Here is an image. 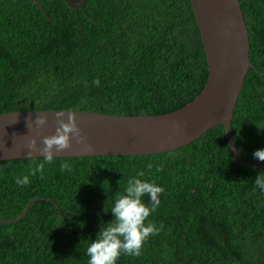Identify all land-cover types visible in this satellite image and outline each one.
I'll use <instances>...</instances> for the list:
<instances>
[{
	"label": "trees",
	"instance_id": "1",
	"mask_svg": "<svg viewBox=\"0 0 264 264\" xmlns=\"http://www.w3.org/2000/svg\"><path fill=\"white\" fill-rule=\"evenodd\" d=\"M36 1L0 0V113H162L190 100L207 71L190 0H84L78 8ZM238 1L250 65L230 132L240 157L259 161L253 153L264 148V0ZM42 162L0 161V220L44 198L19 220L0 222V264H88L101 221L114 219L117 195L141 171L138 178L164 188L145 221L161 230L140 256L121 254L117 264H264V190L254 184L264 167L234 160L221 123L162 152L54 157L43 178L16 184ZM64 162L70 171H61Z\"/></svg>",
	"mask_w": 264,
	"mask_h": 264
},
{
	"label": "water",
	"instance_id": "2",
	"mask_svg": "<svg viewBox=\"0 0 264 264\" xmlns=\"http://www.w3.org/2000/svg\"><path fill=\"white\" fill-rule=\"evenodd\" d=\"M37 4L36 0H33ZM78 8L84 0H64ZM203 44L207 71L192 98L183 105L162 113L118 114L76 109H35L0 113V161L43 158L35 152L29 158L27 141L36 137L38 146L44 136L56 130V112L76 111L80 128L91 150L76 144L55 157L111 156L129 157L162 152L186 144L207 128L221 123L234 160L244 166H262V161L240 157L230 132V120L236 98L250 65L248 31L238 0H190ZM41 8V7H40ZM37 115H46L47 123L35 125ZM31 117V129L27 120ZM31 199L19 216L0 222H15L27 211ZM51 201L49 199H45ZM56 207L57 205L51 201ZM59 212V211H58Z\"/></svg>",
	"mask_w": 264,
	"mask_h": 264
},
{
	"label": "clouds",
	"instance_id": "3",
	"mask_svg": "<svg viewBox=\"0 0 264 264\" xmlns=\"http://www.w3.org/2000/svg\"><path fill=\"white\" fill-rule=\"evenodd\" d=\"M93 83L99 86L100 81L96 79ZM67 113L65 119L66 112L64 110L56 112V130L54 134L43 137L40 142L42 147L38 146L35 136L27 141V156L32 158L35 152H40L43 162L34 167L29 166L28 174L17 177L16 184L18 186L30 184V177L37 174L43 178L45 163H52L56 153L70 149L74 139L76 144L84 145L91 150L92 146L87 142V137L78 124L77 112L68 111ZM31 119L29 117L27 120L29 129H31ZM47 121L46 115H37L35 125L40 128ZM253 156L264 162V148L257 149ZM71 167L69 163L64 162L61 164V171H70ZM143 175L144 173L141 171L137 177L129 178L125 188L126 194L117 195L115 203L110 209L114 219L107 223L101 221L102 227L98 231L96 239L91 240L87 247L88 264H117L121 254L138 257L142 254L144 242L161 230L154 223L145 224V221L159 207L161 203L159 196L164 192V188L157 186L154 182L138 178ZM254 184L264 190V171H261L255 178ZM144 197L148 198L147 203L144 202Z\"/></svg>",
	"mask_w": 264,
	"mask_h": 264
}]
</instances>
